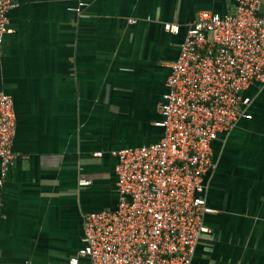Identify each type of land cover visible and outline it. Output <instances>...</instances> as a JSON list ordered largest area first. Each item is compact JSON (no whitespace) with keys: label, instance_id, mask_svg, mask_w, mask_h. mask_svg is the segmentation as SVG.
Wrapping results in <instances>:
<instances>
[{"label":"crops","instance_id":"0c3cea01","mask_svg":"<svg viewBox=\"0 0 264 264\" xmlns=\"http://www.w3.org/2000/svg\"><path fill=\"white\" fill-rule=\"evenodd\" d=\"M18 1L0 43V88L16 113V159L0 185V262L69 264L84 215L118 204L112 152L162 138L169 64L188 27L202 10L230 12L234 0ZM80 1L88 17L70 10ZM244 94L251 118L212 142L209 232L194 264H264V84Z\"/></svg>","mask_w":264,"mask_h":264},{"label":"built area","instance_id":"2783aa9c","mask_svg":"<svg viewBox=\"0 0 264 264\" xmlns=\"http://www.w3.org/2000/svg\"><path fill=\"white\" fill-rule=\"evenodd\" d=\"M19 4L0 0V43L13 31L9 12ZM86 6L80 1L70 10L85 18ZM260 6V0H234L230 12L197 14L169 64L158 123L162 138L112 152L118 204L84 215L83 246L69 264L80 257L92 264H194L197 239L209 232L203 191L213 165L212 142L240 117L251 118L244 91L252 83L264 84ZM165 29L179 32L172 23ZM15 129L14 100L0 88V185L15 163Z\"/></svg>","mask_w":264,"mask_h":264}]
</instances>
